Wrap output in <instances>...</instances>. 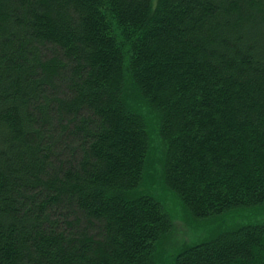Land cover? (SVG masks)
<instances>
[{"label": "trees", "instance_id": "1", "mask_svg": "<svg viewBox=\"0 0 264 264\" xmlns=\"http://www.w3.org/2000/svg\"><path fill=\"white\" fill-rule=\"evenodd\" d=\"M132 97L192 216L264 205V0H0V264H155ZM170 264H264V224Z\"/></svg>", "mask_w": 264, "mask_h": 264}, {"label": "rangeland", "instance_id": "2", "mask_svg": "<svg viewBox=\"0 0 264 264\" xmlns=\"http://www.w3.org/2000/svg\"><path fill=\"white\" fill-rule=\"evenodd\" d=\"M130 105L141 112L147 121L150 151L138 191L160 200L169 213L173 228L156 246L155 264H170L184 248L209 240L216 235L253 224H264V205L235 208L218 215L197 218L192 216L177 194L163 180V141L159 130L160 112L140 97H132ZM151 125V126H150Z\"/></svg>", "mask_w": 264, "mask_h": 264}]
</instances>
